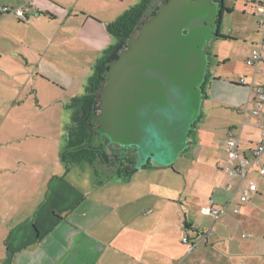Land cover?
Listing matches in <instances>:
<instances>
[{
  "label": "crops",
  "instance_id": "0c3cea01",
  "mask_svg": "<svg viewBox=\"0 0 264 264\" xmlns=\"http://www.w3.org/2000/svg\"><path fill=\"white\" fill-rule=\"evenodd\" d=\"M118 1L121 0H113L114 11L113 6L106 11L98 8L101 0H9L3 6L18 8L28 4L26 21L22 23L17 18V22L60 23L53 32L55 35L62 25L79 19L89 32L103 28L101 31L108 33L104 25L119 14ZM108 35L111 37L108 46L114 45L115 38ZM21 40V54L26 58V53L35 49L30 36ZM14 55L18 59V53ZM39 66L40 62L35 71L46 74ZM208 70L209 66L201 108L209 104L230 111L232 118L238 115V122L251 121L244 116L252 104L250 90L237 82L244 76L264 88V63L255 67L245 65L240 76L226 77L228 80L224 76H212ZM86 84L85 81L76 94H83ZM48 122L49 117L11 110L0 114V264H200L195 261L198 253L206 256L203 264H264V174L253 176L257 191L247 202L239 203L237 195L234 197L235 202L229 208L236 206L238 214L228 211L214 221L196 209V215L184 217L185 232L180 230L174 245L169 244L165 250L170 239L167 229L170 213L156 209L150 200L155 194L152 189L161 194L156 174H135L149 169L141 168L127 178H118L104 166L87 162L66 170L60 158L64 145L53 144L49 138L35 140L51 134V129L41 126ZM252 128L257 130L254 124ZM228 129H236L243 136L242 124L236 123L224 129L223 135L208 131L211 143L208 149L215 151L220 185L212 190L216 200L210 197L203 206L211 199L222 204L234 192L225 188L233 178L225 173L228 162L222 157ZM258 133L257 130L255 136L243 137L257 142ZM194 228L211 230L212 236L188 251V245L181 239L194 238ZM240 230L251 231L241 238ZM170 248L174 251L168 255ZM213 257H217L215 262Z\"/></svg>",
  "mask_w": 264,
  "mask_h": 264
},
{
  "label": "rangeland",
  "instance_id": "374dc122",
  "mask_svg": "<svg viewBox=\"0 0 264 264\" xmlns=\"http://www.w3.org/2000/svg\"><path fill=\"white\" fill-rule=\"evenodd\" d=\"M5 1L9 0H0V7H3ZM139 1H118L117 7L120 12L111 22ZM157 1L154 0V4ZM113 5V0H101L98 8L106 11ZM112 10L114 11V6ZM218 12L217 33L227 39L216 37L209 39L205 47L209 59L208 71L215 77L235 78L242 74L248 53L261 41L260 29L254 15L255 5L253 0H223ZM4 18L11 21H2ZM80 20H72L62 25V30L55 35L53 32L61 25L60 23L50 25L47 22H34L26 25L25 22L22 24L23 21L17 22V17L13 13L0 15V114L11 110L13 113L49 117V122L41 126L51 129V134L36 137L37 141L49 138L53 144L64 145L65 131L71 122V111L67 105L72 98L79 95L76 94L77 91L83 87L85 81L87 83L96 60L108 47L107 43L111 37H108L107 32L101 31L103 28L96 27L95 31L89 32L83 28V20ZM107 25L106 23L104 28ZM27 36H30L35 52L29 51L25 58L21 54L19 42ZM24 41V45H27ZM14 53H18V59ZM39 62L40 70L47 76L35 71ZM229 112L211 107L209 104L204 105L201 108L202 116L189 136L186 150L180 153L171 166L162 165L161 169L149 168L135 172V174L152 172L158 177L162 198L158 196L159 190L152 189L151 192L155 194L151 195L150 200L156 205V209L170 213L167 223L170 239L166 241L165 250H168L169 244L174 245L175 236L180 230L185 232L182 227L185 216L191 218L192 215H196V209H201L204 200L207 201L210 197L216 200L212 190L220 185V181L215 151L212 149L211 152L208 149L211 146L208 142V131L223 135L224 129L236 123L242 124L243 136H255L257 130L252 128L254 118L250 110L244 116L252 122L241 119L238 122L236 120L239 119L238 115L232 118ZM96 145H99V140H96ZM223 154L222 157L225 158V152ZM75 165L72 164L69 168H75ZM227 181L228 178L225 182ZM231 182L236 183V178ZM250 231L240 230L239 236L243 238L244 235H249ZM173 251L174 249L170 248L168 255ZM205 257L203 253H198L195 261L203 264ZM216 258L213 257V262Z\"/></svg>",
  "mask_w": 264,
  "mask_h": 264
},
{
  "label": "water",
  "instance_id": "95a60500",
  "mask_svg": "<svg viewBox=\"0 0 264 264\" xmlns=\"http://www.w3.org/2000/svg\"><path fill=\"white\" fill-rule=\"evenodd\" d=\"M218 9L212 0H168L119 51L93 117L105 151L134 148L139 170L171 166L186 150L201 115Z\"/></svg>",
  "mask_w": 264,
  "mask_h": 264
},
{
  "label": "trees",
  "instance_id": "16d2710c",
  "mask_svg": "<svg viewBox=\"0 0 264 264\" xmlns=\"http://www.w3.org/2000/svg\"><path fill=\"white\" fill-rule=\"evenodd\" d=\"M167 1L165 0L162 3ZM212 2L220 7L223 0H212ZM159 7L160 5H157V2L154 4V0H140L139 3L129 7L120 17L106 26L108 33L115 38L116 42L104 49L101 57L96 60L84 93L72 98L67 105L71 111V122L67 128L64 137L65 143L61 152V160L66 170L72 164L87 162L104 166L118 178H127L132 172L136 171L133 168L136 161V156L133 153L134 148L122 149V154L117 152V163L109 158L104 160L103 153L105 150L96 145L98 136L95 132L96 124L93 117L97 112L96 105L100 100L98 91L105 83V71L111 62L117 58L119 51L126 47L128 40L137 36L142 25L155 16ZM215 37L227 39V37L218 33ZM208 78L209 74L207 72L206 81L202 86L203 100L205 99V85ZM196 123L193 124V127ZM151 167L153 166L147 163L142 168Z\"/></svg>",
  "mask_w": 264,
  "mask_h": 264
},
{
  "label": "built area",
  "instance_id": "2783aa9c",
  "mask_svg": "<svg viewBox=\"0 0 264 264\" xmlns=\"http://www.w3.org/2000/svg\"><path fill=\"white\" fill-rule=\"evenodd\" d=\"M253 3L255 5L254 15L257 18L261 33V41L251 49L246 57L244 63L248 67H255L260 63H264V0H253ZM29 11L28 4L15 9L0 7V14L13 13L21 21H26ZM237 83L246 85L250 90L252 104H250L249 110L254 118L253 124L259 132V139L254 142L241 136L236 129L226 130L225 160L228 164L224 166V171L229 177L236 178L237 182L234 185L231 181L226 183L225 188L234 192L224 203L216 204L211 199L201 208V213L214 221L228 211L238 214L236 206L229 208V205L235 202L234 197L237 195L239 203L247 202L251 195L257 191V184L252 180L253 176L264 174V88L253 81H247L244 76L240 77ZM192 231L195 234L194 238L183 236L181 239L183 243L188 245V251L195 249L202 241L212 236L211 230L194 228Z\"/></svg>",
  "mask_w": 264,
  "mask_h": 264
},
{
  "label": "flooded vegetation",
  "instance_id": "af4514ba",
  "mask_svg": "<svg viewBox=\"0 0 264 264\" xmlns=\"http://www.w3.org/2000/svg\"><path fill=\"white\" fill-rule=\"evenodd\" d=\"M163 1H165V0H158L157 1V5H161L162 4V2ZM129 149V148H128ZM122 149L120 148V147H118V146H111L108 150H106L104 153H103V158H104V160L106 159V160H108V158L109 159H111L114 163H117V156H116V154H117V152L118 153H123L122 151H121Z\"/></svg>",
  "mask_w": 264,
  "mask_h": 264
}]
</instances>
